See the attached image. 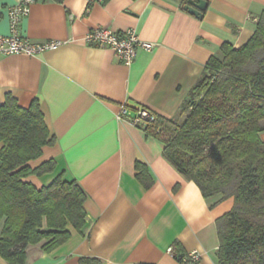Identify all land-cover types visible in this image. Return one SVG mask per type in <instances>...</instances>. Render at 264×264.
Listing matches in <instances>:
<instances>
[{
    "label": "crops",
    "instance_id": "obj_1",
    "mask_svg": "<svg viewBox=\"0 0 264 264\" xmlns=\"http://www.w3.org/2000/svg\"><path fill=\"white\" fill-rule=\"evenodd\" d=\"M20 1L0 0V36L10 35L8 9ZM185 1H38L22 18V38L60 43L35 57H0V104L8 96L22 109L36 102L53 139L29 162L34 169L52 161L53 171L25 181L42 189L64 173L86 194L81 230L69 229V240L48 254L28 247L26 264H178L169 248L198 253L197 264H217L216 221L233 199H203L164 159L163 143L129 120L137 114L132 108L173 119L209 58L224 43L238 49L250 39L264 0H203L201 18L184 10ZM96 28L134 30L155 47L125 67L111 49L85 43ZM121 110L126 119L118 120ZM137 163L151 187L137 179Z\"/></svg>",
    "mask_w": 264,
    "mask_h": 264
},
{
    "label": "trees",
    "instance_id": "obj_2",
    "mask_svg": "<svg viewBox=\"0 0 264 264\" xmlns=\"http://www.w3.org/2000/svg\"><path fill=\"white\" fill-rule=\"evenodd\" d=\"M108 1L88 0V6ZM254 26L243 46L224 43L209 58L173 119L131 109L152 116L143 130L163 143L164 159L203 199H233L231 210L216 221L217 264H264V11ZM0 143V259L26 264L28 247L40 245L48 254L69 240V229L81 230L86 194L64 173L42 189L25 181L54 169L52 161L29 166L53 144L36 102L22 109L8 96L0 104ZM135 169L139 182L151 187L146 168L137 163Z\"/></svg>",
    "mask_w": 264,
    "mask_h": 264
},
{
    "label": "built area",
    "instance_id": "obj_3",
    "mask_svg": "<svg viewBox=\"0 0 264 264\" xmlns=\"http://www.w3.org/2000/svg\"><path fill=\"white\" fill-rule=\"evenodd\" d=\"M34 3V0H21L19 4L8 9L10 35L7 37L0 36V57L10 55L35 57L60 45L59 42L53 41L33 43L19 35V24L22 18L27 15L30 6ZM84 41L90 46L111 49L120 64L125 67L133 64L138 51L150 52L155 47L154 44L140 41L135 31L130 29L123 32H115L105 28L92 29L85 35ZM125 115L126 112L121 110L117 119H126ZM152 120V116L147 111L139 110L136 117L129 121L143 128L147 122H151ZM167 253L174 256L178 264H197L200 259V255L196 252L179 254L173 248H169Z\"/></svg>",
    "mask_w": 264,
    "mask_h": 264
},
{
    "label": "water",
    "instance_id": "obj_4",
    "mask_svg": "<svg viewBox=\"0 0 264 264\" xmlns=\"http://www.w3.org/2000/svg\"><path fill=\"white\" fill-rule=\"evenodd\" d=\"M206 9V2L203 0H186L184 10L197 18H201Z\"/></svg>",
    "mask_w": 264,
    "mask_h": 264
}]
</instances>
